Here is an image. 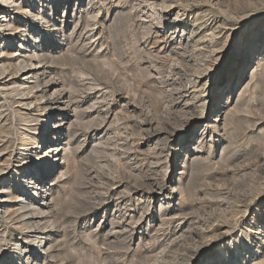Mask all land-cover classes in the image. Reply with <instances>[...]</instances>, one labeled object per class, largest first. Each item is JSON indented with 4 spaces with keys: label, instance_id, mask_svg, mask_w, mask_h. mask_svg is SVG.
I'll list each match as a JSON object with an SVG mask.
<instances>
[{
    "label": "rangeland",
    "instance_id": "1",
    "mask_svg": "<svg viewBox=\"0 0 264 264\" xmlns=\"http://www.w3.org/2000/svg\"><path fill=\"white\" fill-rule=\"evenodd\" d=\"M13 1L0 264H264V0Z\"/></svg>",
    "mask_w": 264,
    "mask_h": 264
},
{
    "label": "bare ground",
    "instance_id": "2",
    "mask_svg": "<svg viewBox=\"0 0 264 264\" xmlns=\"http://www.w3.org/2000/svg\"><path fill=\"white\" fill-rule=\"evenodd\" d=\"M2 3H3V7H5V5H8V4H12V6L14 5V1H10V0H1ZM27 1H30V0H20L21 3H25ZM34 1V0H33ZM201 1V0H200ZM211 1V0H210ZM209 1V3H210ZM218 1V0H217ZM41 0H35V2H33V4L29 3L28 5V8L29 9H26L25 11L21 8V5L18 4L17 7H15L17 10H20L22 12H28V13H33L35 12V14L39 15V18H41V11H40V8L37 7L39 4H40ZM214 2V1H213ZM204 3V2H203ZM217 3V2H216ZM192 4V3H191ZM197 4V3H196ZM214 4V3H213ZM217 5V4H216ZM215 6V5H214ZM212 6V7H214ZM216 7V6H215ZM2 10V9H1ZM218 11V10H217ZM0 13L4 14V15H0V27L1 26H4L2 25V22L1 21H6V17L9 16V13H8V10L5 11V9L3 8V11H1ZM37 15V16H38ZM198 15V14H197ZM193 17V16H192ZM37 18V17H36ZM193 19V18H192ZM207 19V18H206ZM39 21V20H38ZM5 26H9V23L8 22H5ZM17 31L20 30L21 32L23 31V29L21 30V27H18L17 26ZM25 31V29H24ZM215 31V30H214ZM20 32V33H21ZM15 33V32H14ZM175 33V31H174ZM173 35V32L172 34ZM27 38V37H25ZM180 38V37H179ZM1 39V38H0ZM5 40V38H2V40H0L1 42ZM26 40V39H25ZM177 40V39H176ZM184 41V40H182ZM181 40H177V44L178 43H181L182 42ZM0 42V43H1ZM185 43V42H184ZM184 45V44H183ZM182 45V46H183ZM200 45V44H199ZM21 46V45H20ZM174 47V46H173ZM171 46V48H169V53H171L172 51H174V48ZM216 50V49H215ZM220 51V50H219ZM222 52V51H221ZM174 53V52H173ZM36 54V53H35ZM238 62V61H237ZM15 64L13 65V67L11 66H7L5 64H0V87L1 88H4L5 89V92L4 93H17L16 94V98H15V102L19 105V106H23V105H27L29 101V95L28 94H25V93H31V86H28L29 82H30V79H32L34 76L33 74L31 73V71H33L34 69H36V66L33 65V63L30 62H27L26 60H18L16 62H14ZM10 65H11V62H10ZM238 66V65H237ZM178 70V69H177ZM180 73H181V70H178ZM183 71V70H182ZM2 76V77H1ZM36 78V77H35ZM185 78V77H184ZM188 80V79H187ZM190 82V80H189ZM196 82V81H195ZM34 83V82H33ZM204 83V82H203ZM192 85V84H191ZM194 87V86H193ZM183 88V87H182ZM39 89V88H38ZM185 89V88H184ZM183 90V89H182ZM200 90V89H199ZM186 91V90H185ZM178 92V91H177ZM180 92V91H179ZM178 92V93H179ZM185 93V92H183ZM48 99V98H47ZM52 108V107H51ZM16 109V108H15ZM15 113H18V116H24L23 112H20L18 109L17 110H14ZM1 119V118H0ZM23 123V122H22ZM56 124V123H55ZM23 126V125H22ZM21 129V128H20ZM20 131V130H18ZM28 131V130H27ZM29 132V131H28ZM16 135V134H15ZM34 137V136H33ZM19 139V145H20V149L22 150L20 152V158L21 160H24L26 159V155H27V150H28V145L31 144V140H32V137L31 135H29L27 132H26V129L25 131H21V132H18V138ZM35 139V138H34ZM17 141V140H16ZM34 141V140H33ZM34 144V143H33ZM32 146V145H31ZM19 149V147H18ZM46 152L50 150L52 151V145L49 144L47 145L46 144ZM55 149V148H54ZM50 154V153H49ZM57 158V157H56ZM19 161V160H17ZM22 162V161H21ZM43 162H49V158H48V155L45 156ZM18 164V163H17ZM4 167V166H3ZM1 170V169H0ZM50 170V169H49ZM3 171V170H2ZM23 174V173H22ZM17 179H18V182H19V185L21 186L22 183L20 182L21 180L19 179V176L17 175ZM16 179V181H17ZM22 187V186H21ZM24 187V186H23ZM3 191H6V190H3V189H0V193H2ZM5 193V192H4ZM10 195V194H9ZM8 195V197H10ZM35 195V194H34ZM11 198V197H10ZM9 198V199H10ZM3 200V199H1ZM21 200V199H20ZM19 200V201H20ZM18 201V200H17ZM23 201V200H22ZM22 203V202H21ZM20 205V204H19ZM26 205V204H25ZM44 205V204H43ZM1 207V205H0ZM3 207V206H2ZM1 210V209H0ZM5 210V209H4ZM3 210V211H4ZM2 211V210H1ZM36 213V212H35ZM4 214V213H3ZM23 214V213H22ZM2 215V214H1ZM34 220V219H33ZM30 222H32L30 220ZM34 223V222H33ZM38 223V221H37ZM26 227H33L32 224H29V222H26ZM36 224V223H35ZM39 227V226H38ZM34 228V227H33ZM32 228V229H33ZM36 228V227H35ZM34 228V229H35ZM38 229V228H37ZM19 248V247H18ZM20 249V248H19Z\"/></svg>",
    "mask_w": 264,
    "mask_h": 264
}]
</instances>
